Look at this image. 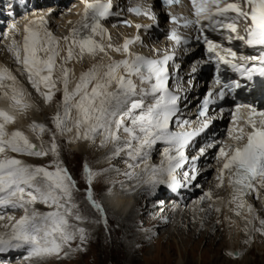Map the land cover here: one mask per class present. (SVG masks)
<instances>
[{
	"label": "snow or ice",
	"instance_id": "1",
	"mask_svg": "<svg viewBox=\"0 0 264 264\" xmlns=\"http://www.w3.org/2000/svg\"><path fill=\"white\" fill-rule=\"evenodd\" d=\"M84 5L81 19L72 27L70 34L58 39L48 26L44 17L29 21L23 28L20 41L12 39L8 51L21 68V74L26 75L28 82L41 95L45 103H51L58 85H62L63 96L60 104L62 111L51 118L55 131L52 132L50 146L45 148L43 143L37 146L23 131H8V126L16 122V113H25L32 105L26 98L22 87L12 71L0 66V99L8 101L7 108H0V208L19 210L23 214L17 220L9 216L11 223L4 225L6 229L0 232V252L9 249L28 251L29 258H45L59 256L64 249L70 248L73 241L79 240L83 245L87 234L79 224L85 217L81 214L74 193L78 191L76 182L60 161L57 134L74 132L75 140H85L95 143L101 138V147L113 144V157L126 154L129 161V171L124 173L129 179H137L149 184L153 189L158 184H167L169 188L181 186L176 179L177 169L188 163L186 149L191 141L207 129L212 121L208 115L209 105L214 103L213 93L209 92L204 99L199 117L204 118L198 128L191 131L190 121H176L181 131L172 129L173 117L179 111V97L169 91L168 62L172 55L165 54L162 59H147L132 51L130 47L140 41L139 35L135 39H125L121 47L108 49L122 53L126 58L111 60L107 65L94 64L89 70L81 73L74 87L72 77L74 73L67 67L73 59L82 60L85 55L96 56L104 53L106 47L97 41L103 40L107 29L103 21L114 15L112 2L102 0H81ZM165 5L180 3V0H163ZM195 21L185 19L182 27L193 23L199 24L201 17L207 20L216 30L225 29L229 33L228 40L242 41L250 48H260L259 55L240 56V60L253 63H234L237 52L232 48L223 47L207 39L208 52L214 54L218 64L228 65L241 77L251 80L253 76L264 77V0H238L224 7L220 0H191ZM215 11H212V8ZM136 15L147 16L156 21V16L150 11L140 8H130ZM234 13V16H229ZM176 16L171 17L177 23ZM243 20L244 35L238 34V21ZM124 23L131 27L130 21ZM143 26L136 24L139 31ZM16 25L12 26V31ZM235 34V35H233ZM110 39V36H109ZM169 39L177 45L187 43V40L172 31ZM65 46L61 48V43ZM66 56L61 57V52ZM58 59L60 63L58 65ZM59 68V76H56ZM195 71V68L193 69ZM136 77L141 85H148L137 89L132 79ZM217 84L220 83L217 79ZM226 89L240 88L238 81L232 85L225 84ZM139 95L140 98H136ZM220 99L225 96L224 91L218 93ZM150 97V102L145 98ZM249 109L243 118L244 127L230 133L232 144L222 146L218 150L217 159L222 162L218 169L217 187H223L227 179L230 189L229 205H234L236 216L253 212V208L246 202L245 197L256 191V185L264 188V111L243 105ZM239 111V108L237 109ZM75 112V115H73ZM247 129V130H246ZM29 131L37 138L50 131L46 125L33 122ZM123 133V138L121 136ZM163 143L164 159L159 166L149 168L146 165L148 151L157 143ZM43 158L51 154L52 164L45 166H31L7 153ZM204 149H200L201 155ZM145 162L143 175L135 172ZM195 158L193 160V165ZM195 171V169H194ZM87 163L84 165V178L87 182L86 200L91 207L103 216V207L94 199L92 184L96 176ZM186 180H195L196 176L184 174ZM166 177V179H165ZM211 199V193H205ZM37 203L44 204L49 211L40 212L35 208ZM216 211H220L219 208ZM4 219L0 215V220ZM75 221L77 223H72ZM107 224L106 219L104 220ZM253 223L249 220V224ZM259 231L264 234V219L259 221ZM79 246H78V249ZM66 254V253H65ZM229 255H233L229 253Z\"/></svg>",
	"mask_w": 264,
	"mask_h": 264
},
{
	"label": "rangeland",
	"instance_id": "2",
	"mask_svg": "<svg viewBox=\"0 0 264 264\" xmlns=\"http://www.w3.org/2000/svg\"><path fill=\"white\" fill-rule=\"evenodd\" d=\"M53 30L55 31V36L62 38L65 36L66 31L64 28L55 27ZM58 31H60V33H58ZM16 38L17 35H13V39ZM117 38L118 36L116 39ZM112 39L115 38L112 37ZM8 58H13V56H9L7 59ZM0 61L4 63V58L2 56L0 57ZM5 63L8 65V60L5 61ZM59 63L60 60L58 61V65ZM16 77L19 81L21 80V83L19 84L24 89H26V82L27 84H30L27 77L24 79L22 74H18ZM57 87L59 90L56 91L57 95L51 103H45V101L42 102L41 95L37 93V91H33V94L31 93L32 95H29V98L40 111H37L36 107H31L29 109L31 112L27 110L24 113V119L35 121V123L41 122L38 124H44L50 130L43 133L39 139L35 133L31 134L33 137H36L38 141L43 143L45 148L50 146L52 132L55 131L51 118L58 110L62 111V108L59 107L62 101V94L60 93V91H62V86L58 85ZM43 110H45V112ZM66 139L65 135L61 136L57 134V143L59 145L60 152L59 158L60 161H62L63 166L68 170L76 182L78 191L74 193L75 200L79 205L81 214L85 217L84 222L80 223L79 226L85 229L87 240L83 245H80V241L77 239L71 243L70 248L66 247L64 252H62L59 256H49L48 259L45 257L47 260L45 258H41L44 259V261L41 262L38 260L39 264H264V242L258 241V239L264 240V234H261L259 231L261 227L259 221L260 219H264V207H262L264 206L262 204L263 202L259 201L258 204H256V201V203H252L253 210L256 213V215L253 214V216H256V218L254 219L252 216L249 220H252L253 223L245 224L246 226H244L240 232L235 233L236 229L231 231L230 229H232V227L226 224L225 219L223 221V219L220 218V211H216L217 207L215 203L213 204V199H208L206 197L205 202L200 204L198 208L194 209V205H192V212H190L191 214L189 213V215L186 212L187 209L190 208V202L186 203L184 206L182 205L180 207H176L178 209L181 208L180 213L185 214L182 217L179 215L178 219L177 216H174L176 219L174 218L175 220L171 221L169 226L163 228H159L156 222H149L147 220L144 222V219L139 218L143 211L137 210L134 217L136 227L133 234H136L138 239L142 237V240H139L136 244H134L132 254L134 259L128 261L125 257L126 253L122 243L123 235H121V232L116 226V222L113 221L111 215L106 214V201L103 199L104 191L109 188L107 186L109 183L114 182L110 181L108 178L110 173H121V171L125 170L127 164L123 160H115V165L111 166L109 171H107L108 167L105 166V164V169L102 168L99 170L98 167L100 164L108 162L107 157L102 158L101 156L103 155V151H106V149L101 150L105 148L101 147V143L97 145V143L94 144L86 141V146L89 147L92 153L89 156H84L78 155L71 150L68 135ZM95 155H98V157L95 158ZM99 158H101L100 162L97 160ZM22 161L31 166L47 167L52 164L53 157L51 154L43 158L34 157V159L29 156L25 157V160L22 159ZM85 163H87L93 171L100 173V175L96 176L93 180L92 191L94 199L104 209L103 216L93 209L86 200V189L88 185L84 178ZM128 170L129 169L127 168V171ZM126 180L127 177L123 178L122 183ZM118 183L119 182L117 181V183L115 182L114 184ZM200 183L201 182L198 183L199 186ZM193 186H195V184L192 185L190 189H193ZM219 199L221 200L220 197ZM131 200L133 201L134 198H131ZM149 200V203L154 201L151 198ZM210 200L211 207L207 209V207L205 208L204 206H206ZM144 201V199H141L139 201H134L133 204L134 206L137 204L142 208V206L144 207ZM177 205L179 206V204ZM35 208L38 211L40 210V212L50 210L49 208H46L44 204H42V208L39 206L38 208L35 206ZM210 209H214L215 212L213 213ZM10 214L12 217H16L15 219H19L23 213L21 211H15ZM147 215L150 214H145V217ZM105 219L107 221L106 225L104 223ZM249 220H247V222ZM194 221H200V226L195 232L193 229L194 225H192V227H188V225L191 226ZM72 223L77 222L72 221ZM213 224L215 225V229H213L212 233H209L208 236L211 237L214 235L213 232L218 235L221 234V236L214 242H207L205 241L206 238L203 239L201 237L204 233L201 231H205L206 228L210 230L211 227H214ZM3 225L5 224L3 223ZM3 225L1 224L2 227ZM4 231H6L4 227L0 228V232ZM186 239H188V241H186ZM78 246L80 250H77ZM234 247L238 256L235 254L231 256L229 255V253L233 254ZM27 259L29 260V258ZM33 259L35 261V257ZM16 262H20V260L14 262L12 261V263H6L13 264ZM28 262H30V260ZM1 263L4 264L5 262H0V264Z\"/></svg>",
	"mask_w": 264,
	"mask_h": 264
},
{
	"label": "bare ground",
	"instance_id": "3",
	"mask_svg": "<svg viewBox=\"0 0 264 264\" xmlns=\"http://www.w3.org/2000/svg\"><path fill=\"white\" fill-rule=\"evenodd\" d=\"M68 3H69V1H68ZM48 6L50 7L51 5H48ZM66 9H69V10H66L65 13H62L60 18H56V16H54V17H52V21L49 18L47 19L49 28L51 29L52 32L54 31L53 29L55 27H58V28L61 27V28H64L65 31H66L65 32V36H67L70 33V30L72 29L73 24L76 21V14H77L78 6H76V2H73V4L70 5L69 7H66ZM40 17H44V15L43 16L30 15V16H27L23 21H21L20 23H21L22 26H19L18 29L15 30V32L17 33L16 40L20 41L22 39L23 28L29 21L38 19ZM11 24L13 25L14 23H11ZM106 29H107V34L105 35L104 39L100 40V38L97 37V41L100 42V43H103L105 45L106 51H107V55H105L104 53H99L98 52L96 54V56L85 55L82 60H80L78 58L77 59H73L71 62H69L67 64V67L69 69H71L73 71V73H74V76L72 77V81L73 82H72V84H70V88L74 87V84H75V82L78 81L81 73L86 72L87 70H89L94 64L107 65L109 63L110 56H113V54L116 53V52L112 51L111 49L107 48V45L109 43L113 47H121V43L118 44L117 41L121 40L122 37L128 36V35H130L132 33V31L129 30V29H125L124 30V29L121 28V30H120V28H118L119 30H117V28L109 27V26ZM112 29H114V31H121V39L120 38L116 39L117 34H116V32H113ZM53 33H55V31ZM58 33H60V31H58ZM109 36H110V39H109ZM56 37L58 39H61V41H62V37H58V36H56ZM112 37H114L115 39H112ZM12 39H13V35L7 37V39H6V36H5V38L4 37L3 38L0 37V57L2 56L4 58V63L0 61V66H4V67L9 68L12 71L13 75L16 76L18 74L21 75L20 74L21 73L20 66L16 64L14 58H8L7 59V57H9V56L11 57L12 56V54L8 51V47H9ZM64 47L65 46L63 45V42H62L61 43V48L63 49ZM63 56H66V51H62L61 52V57H63ZM7 60H8V65H6V63H5V61H7ZM58 61H59V59H58ZM56 76L57 77L59 76L58 68H57ZM22 77L25 79L27 76L26 75H22ZM17 81L19 83H21V80L19 81L17 79ZM19 83H18L17 86L21 87V85ZM259 86L261 88H264V83L263 82H259ZM24 91L26 93V98H27L28 102L32 105V108L36 107V110L38 111L39 108L37 106H35L33 104V102L31 101V99L29 98V95H32L33 91H36V90L32 87V85L27 84V82H26V89H24ZM260 92L262 93L263 90H260ZM60 93H62V92H60ZM56 95H57V93L55 94L53 100L55 99ZM61 96H63V93H62ZM41 101L44 102V99L42 98ZM7 107H8V101L6 99H0V108H7ZM29 111L31 112V110H29ZM43 111L45 112V110H43ZM73 115H75V112H73ZM24 118H25L24 113L23 114L16 113V122L14 124H11V125L8 126V131L9 132H12V131H15V130L23 131L26 135L29 136V139L31 140L32 143L36 144L37 146L41 145V142L38 141L36 139V137H33L31 135L32 132L29 131L30 124L32 122H35V121L28 120V119L26 120ZM36 123H41V122H36ZM175 128H176V126H175ZM231 133H233V132L231 131ZM64 135H65V139L67 138V135H68V140L71 141V140L74 139L75 133L74 132L65 133ZM121 136L123 137V133L121 134ZM216 138H219V137H216ZM222 139H225V138H222ZM226 140H228V139L226 138L225 141ZM85 142L86 141L82 140V139L81 140H75L74 142H71V143L69 142L70 143L69 145L71 147V150H73L78 155L89 156V155H91L92 152L90 151L89 147L86 146L87 144ZM60 143H61V141H60ZM95 143H97V145L99 143H101V138L97 137ZM227 143H228V141L226 142V144ZM224 145H225V143H224ZM104 147L105 148H103L101 150L106 149V151H103V155H101V156H102V158L107 157L108 162L100 164V166L98 165L99 166L98 167L99 170L102 169V168L105 169V166H107L108 167L107 171H109L111 169V166L115 165V160H123V161H125L126 164L133 163V161H129L127 156H126V154H123V153L119 157H113V155H112L113 147H114L113 144L109 143V144H107ZM154 147H155V145L152 148H154ZM196 148L198 149V147H196ZM202 148L204 149V152H205V149L207 147H202ZM202 148H200V149H202ZM200 149L196 153L197 156H200V154H201L200 153ZM161 152H162V148H158L157 147L154 150L153 154H151V155L148 154V159L146 161V165L149 168H151L153 166H159L160 165V153ZM7 155L15 157V158L20 159V160H22V159L25 160V156L21 157V155H18L16 153L8 152ZM205 155L207 156V153ZM26 157H29V156H26ZM94 157L96 158V157H98V155H95ZM30 158H31V156H30ZM32 159H34V157H32ZM209 159H210V156H208L207 160H209ZM97 160L100 162L101 158H99ZM104 164H105V166H104ZM144 167H145V162H140V167L135 169V171H137L136 173L143 175L142 169ZM126 171L127 170H123V171H121V173H117V174L110 173L111 176L109 175L108 178H109L110 181H114V182L113 183L112 182L111 183L108 182L109 185L107 187H109V188L104 191L103 199L106 201V205H105L106 214H110L111 215L113 221L116 222V226L120 230L121 235H123V237H122L123 242L122 243H123V248L125 249V253H126L125 257L128 259V261H131V259H134L133 255H132L133 254V249H134V244H136L139 240H142V237H140V239H138V237H136V234H133V232L135 231L134 229L136 227L135 218L134 217H135V213H137V210L138 211H143L142 214L139 217L140 219H144L143 220L144 222L146 220L149 221V222H156L158 224L159 228H163V227L169 226L170 222L176 219L174 216H177V219H178L179 215H181V217H182L185 213L184 214L180 213V209L181 208H179V209L176 208L175 204H165V199H163V197L162 198H158V199H156V198L152 199V200H154L152 203H147L146 201H144L143 202L144 207L142 206V208L139 205H137V204H135V206H134V204H133L134 201H139V200L143 199V197L146 196V195H152V193H153L151 191L152 187L149 184L143 183V181H141V180H137L135 178L129 179L127 176L124 175V173ZM126 177H127V180L122 183L123 178H126ZM202 178H203V176H200V178L198 179V181L195 184V186H193V189H191L193 195L190 198L186 196L188 198L187 199L188 201L191 200L190 204H189L190 208L187 209L186 213H188V215H189V213L192 212V210H191L192 209L191 208L192 205H194V209H195V208H198V206L200 204L205 202V193H209L210 192L211 193V197H212L211 199H213V204L215 203L216 207L220 209L221 217L220 216L219 217L222 218L223 221L225 219L226 224L229 225L230 227H232V229H230L231 231L236 229L235 233L240 232L242 230V228H244V226H246L245 224L249 223V221L247 222V220H249L253 216V214L256 215L254 210L251 213H247L245 211V213L243 215H241V216H236L235 215V211H233L234 215L232 216V220H230L229 219L230 218L229 217L230 214L228 213L229 214V216H228L226 211L228 212V210L230 208L234 209L235 206L234 205H229V203L227 202L228 189H226V191H225L224 188L222 189L220 187H217L219 181L216 182V181H212L210 179V181H211L210 185H209V187L207 186L208 188L205 190V192L203 194L199 190H197L198 187H199L198 183L201 182ZM117 181L119 183L118 184H114L115 182L117 183ZM168 190H170L172 192H177V187L176 188H169ZM252 193H254V195L258 197L257 202H259V201L263 202L262 204L264 205V188H261L259 185H256V191H253ZM219 197L221 198V200L219 199ZM131 198H134V200L132 201ZM252 198H253V196H252ZM182 199H183V202H180L179 205H183L184 206L187 203V200L184 199L183 197H182ZM161 200H164L163 201L164 203L162 205L160 204ZM250 200H251V198H250ZM250 200L248 198V199H246V202L249 205L252 206L253 201H250ZM260 205H261V203H260ZM35 206H37V208H38V206L42 208V204H40V203H37ZM178 207H180V206H178ZM204 207L205 208L207 207V209L210 208L211 207V200ZM262 207H264V206H262ZM0 210H3V208H0ZM166 212L168 213V215H167ZM145 214H150V215H147L145 217ZM9 216H11V214H8V216H4V219L0 220V223L2 225H3V223L5 225L11 223V221H9V219H8ZM111 217H110V219H111ZM108 218H109V216H108ZM253 218L255 219L256 216L255 217L253 216ZM192 225H194L193 229H194V232H195L198 229V227L200 226V221L199 222H195L194 221V223H192L191 226L188 225V227H192ZM213 229H215V225H214V227H211L210 230H208L206 228L205 231L204 230L201 231V232L205 233V234L203 233L201 235V237L203 239L206 238L205 241H207V242L216 241L217 238H220L221 234L218 235L217 233L213 232L214 235L209 237L208 235H209V233H212ZM201 232H199V233H201ZM209 238H211V239H209ZM186 241H188V239H186ZM258 241H263L264 242V240H262V239H258ZM13 251H16V250L13 249ZM233 251H234L233 255L237 254V251H235V247L233 248ZM18 253L19 252H17L15 254L16 256L11 257L12 260L10 259L9 262L12 263V261L14 262V261L20 260L21 263L20 262H16V263H13V264H35V263L37 264L39 262L38 260H40L41 262L44 261V259H41V258L40 259H36L35 258V261H34L33 258H29L30 262H28L29 260L27 258L23 259V260L21 258L22 256H25V252H23V253L20 252L21 254L20 253L18 254ZM47 259H48V257H47ZM2 261H6V259H4ZM1 264H3V263H1Z\"/></svg>",
	"mask_w": 264,
	"mask_h": 264
}]
</instances>
